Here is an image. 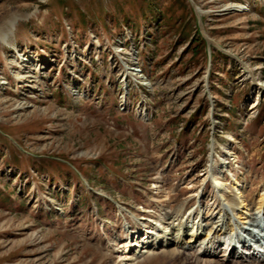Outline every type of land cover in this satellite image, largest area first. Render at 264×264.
<instances>
[{
    "label": "rangeland",
    "instance_id": "374dc122",
    "mask_svg": "<svg viewBox=\"0 0 264 264\" xmlns=\"http://www.w3.org/2000/svg\"><path fill=\"white\" fill-rule=\"evenodd\" d=\"M13 16L0 42V264H123L125 233L142 235L158 204L170 217L216 201L214 221L237 224L219 212L214 164L262 215L264 0H0V29ZM175 238L134 264H197ZM219 250L196 260L237 264Z\"/></svg>",
    "mask_w": 264,
    "mask_h": 264
},
{
    "label": "bare ground",
    "instance_id": "6f19581e",
    "mask_svg": "<svg viewBox=\"0 0 264 264\" xmlns=\"http://www.w3.org/2000/svg\"><path fill=\"white\" fill-rule=\"evenodd\" d=\"M238 8H243V7L241 6ZM18 21L19 18L13 16L0 29V42L2 43V45L4 46L8 45L9 35H11L15 31V27ZM30 64L31 61L27 58L26 60H23L21 64L15 65V67L18 69H22V71L24 70L25 71L24 74H26L28 72L27 70L31 66ZM25 78H30V76H26ZM22 85L24 87H28V85H24V83H22ZM219 160L221 161V164L223 163V168H225L224 165H226L225 162L226 159L219 158ZM212 167L213 168L210 169V174L212 175V184H215L216 188L218 187L220 188L217 190V192L224 195V196L222 195V197L224 198V202L229 204V206L232 208L231 210L232 217L240 218L241 222L239 221L237 224L236 223L224 224L223 222L219 223L214 221L216 217L214 218L212 216L214 214V210L218 209V207L215 206L216 201L215 202L213 201L211 205L209 206L207 205L204 207H202L200 201L194 210L190 209L188 211H183V208H180L178 209L177 213H174L175 215H171L170 217L168 216V214L166 215V213L160 215L158 211L159 209L163 208L164 205L158 204V206L155 207L156 209V211L154 212L155 219L152 220L150 217H148V219L144 223V227L142 231L143 234L138 235L137 231L129 232L128 235L130 236V238H128L127 236L126 237L127 240L122 242L124 243V245L122 247L123 251H121L120 253L121 263L123 262V264H134L137 261V259L142 257L144 254L146 255L149 254L150 249L153 248L158 249V248H162L163 246L170 247L172 241L176 239L175 237H178L176 245L182 246L188 243L187 246L188 249L190 250L189 254H191V257L189 259L190 260L195 259V262L197 264H199L197 258L201 257V258L212 259L215 258L216 255H218V250L221 249V247L227 249L230 247L231 242L229 243L226 240L237 239V233H238L237 231L243 229L241 227L246 225L247 224L246 222L252 219L254 217V214H252V212L248 213V211H250L251 205L248 202V197L246 195V187H244L243 185H239L240 182H238L237 179H233L231 180L233 181L232 182L233 185L231 184L232 185L231 186L229 184L231 186V189L230 190L226 189V186L224 187V185L220 183V180L222 179V177L220 176L221 173L219 174L211 173L218 168V164H214L212 165ZM227 174L230 177V179H232V175L230 171H228ZM254 206L257 207L258 209L257 211L262 210L263 211L262 216H264L263 194L257 197V201L254 203ZM219 212L220 213L222 212L221 209H219ZM169 221L171 222L169 223ZM187 223H189V225L191 224V227L189 228L188 232L187 229L189 226H187ZM147 224H149V226H147ZM161 225H164L165 227H162ZM154 237H157L158 240L154 239ZM132 238H136V239L134 240ZM183 247L180 248L182 249ZM263 251H264L263 248H257L255 250L254 249L246 250L245 251L246 254L248 253L247 255H251V257L245 261H242L243 259L241 260V257L238 256V253L236 252L235 249H231L229 254L222 253L221 250H219V253L222 256L226 255L227 260H229L230 258L231 260L232 259L236 260L237 264H264V258L263 260H257L254 258V256L262 254L261 252ZM173 256L179 257L180 253L172 252L169 254L164 253L162 255L163 258H170ZM189 259L186 260L187 263H189ZM191 263L193 264L194 262ZM204 264H211V263L206 262Z\"/></svg>",
    "mask_w": 264,
    "mask_h": 264
},
{
    "label": "trees",
    "instance_id": "16d2710c",
    "mask_svg": "<svg viewBox=\"0 0 264 264\" xmlns=\"http://www.w3.org/2000/svg\"><path fill=\"white\" fill-rule=\"evenodd\" d=\"M197 37H199V34H197Z\"/></svg>",
    "mask_w": 264,
    "mask_h": 264
}]
</instances>
